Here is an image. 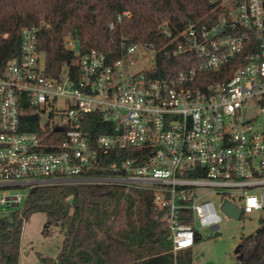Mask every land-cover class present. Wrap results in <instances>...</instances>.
I'll return each mask as SVG.
<instances>
[{"label": "built area", "instance_id": "1", "mask_svg": "<svg viewBox=\"0 0 264 264\" xmlns=\"http://www.w3.org/2000/svg\"><path fill=\"white\" fill-rule=\"evenodd\" d=\"M207 1L210 11L182 28L165 20L154 40L122 41L119 58L81 53L66 37L78 56L58 76L46 72L39 27L22 28L9 58L0 34V204L19 207L53 185L150 190L175 254L201 228L219 229L212 193L223 196L220 209L225 200L242 214L264 209V125L255 127L264 115V0ZM28 112L38 116L32 131Z\"/></svg>", "mask_w": 264, "mask_h": 264}, {"label": "trees", "instance_id": "2", "mask_svg": "<svg viewBox=\"0 0 264 264\" xmlns=\"http://www.w3.org/2000/svg\"><path fill=\"white\" fill-rule=\"evenodd\" d=\"M211 9L207 0H0V34L8 33L1 50L7 58L19 51L22 28L37 26L39 50L46 58V72L58 76L72 68L77 54L65 38L79 39L80 52L97 49L114 58L124 53L121 42L131 45L156 39L160 24L169 20L182 28L188 20ZM130 15L117 22L119 13ZM113 23L114 27H111ZM98 125L99 113L89 114ZM27 131L37 129L38 116L24 115ZM95 135L98 130L87 125ZM58 134L57 132H53ZM109 157L107 161H111ZM137 202L119 209L113 185H53L33 189L23 209L0 217V264H20L23 223L36 212L47 214L46 234L65 232L57 260L42 257L43 264H97L95 247L104 264H194L192 248L174 253L163 212L150 190L136 189ZM136 206V213L133 209ZM23 216V220L21 217ZM252 234L241 237L240 264H264V218ZM200 239L198 235L196 242Z\"/></svg>", "mask_w": 264, "mask_h": 264}, {"label": "rangeland", "instance_id": "3", "mask_svg": "<svg viewBox=\"0 0 264 264\" xmlns=\"http://www.w3.org/2000/svg\"><path fill=\"white\" fill-rule=\"evenodd\" d=\"M68 37V36H67ZM137 68H140L138 66ZM47 118H45V121ZM58 122V121H57ZM264 125V115L259 114L255 127L261 129ZM116 199L114 205L122 209L126 205L135 204L138 200L136 189L127 186H114ZM17 192L26 194L24 190ZM210 198L215 200L221 215L220 227L217 231L210 228L199 230L201 238L194 244V264H240L241 254L238 250L241 237L254 233L260 227V219L264 218V209L253 213L242 214L238 219L229 217L220 209L223 196L212 193ZM240 203V200H238ZM25 200L19 207L6 208L0 204V217L11 216L18 209H23ZM136 206L133 210L136 213ZM47 214L36 212L23 223L20 264H43L42 257L58 259L65 232L59 229L53 234H46Z\"/></svg>", "mask_w": 264, "mask_h": 264}, {"label": "water", "instance_id": "4", "mask_svg": "<svg viewBox=\"0 0 264 264\" xmlns=\"http://www.w3.org/2000/svg\"><path fill=\"white\" fill-rule=\"evenodd\" d=\"M221 210L224 211L229 217L231 218H240L242 215V208L238 207L234 202L225 200L223 204L221 205ZM23 216L21 217V220H23ZM93 253L96 256V263L97 264H104L105 259L104 257L100 254L99 250L97 247L93 249Z\"/></svg>", "mask_w": 264, "mask_h": 264}, {"label": "crops", "instance_id": "5", "mask_svg": "<svg viewBox=\"0 0 264 264\" xmlns=\"http://www.w3.org/2000/svg\"><path fill=\"white\" fill-rule=\"evenodd\" d=\"M201 235V234H200ZM201 238V237H200Z\"/></svg>", "mask_w": 264, "mask_h": 264}]
</instances>
